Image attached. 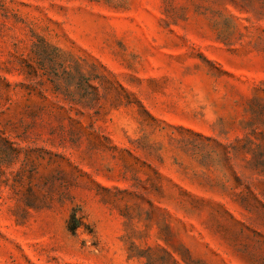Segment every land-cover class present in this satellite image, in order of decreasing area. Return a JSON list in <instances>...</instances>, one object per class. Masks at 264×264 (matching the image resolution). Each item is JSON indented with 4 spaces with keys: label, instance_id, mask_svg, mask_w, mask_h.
Instances as JSON below:
<instances>
[{
    "label": "rangeland",
    "instance_id": "rangeland-1",
    "mask_svg": "<svg viewBox=\"0 0 264 264\" xmlns=\"http://www.w3.org/2000/svg\"><path fill=\"white\" fill-rule=\"evenodd\" d=\"M0 264H264V0H0Z\"/></svg>",
    "mask_w": 264,
    "mask_h": 264
},
{
    "label": "trees",
    "instance_id": "trees-1",
    "mask_svg": "<svg viewBox=\"0 0 264 264\" xmlns=\"http://www.w3.org/2000/svg\"><path fill=\"white\" fill-rule=\"evenodd\" d=\"M249 145H250V141H248Z\"/></svg>",
    "mask_w": 264,
    "mask_h": 264
}]
</instances>
